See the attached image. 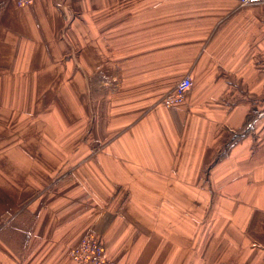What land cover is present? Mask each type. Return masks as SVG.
<instances>
[{"label": "crops", "instance_id": "crops-1", "mask_svg": "<svg viewBox=\"0 0 264 264\" xmlns=\"http://www.w3.org/2000/svg\"><path fill=\"white\" fill-rule=\"evenodd\" d=\"M262 52L264 4L0 0V264L90 228L108 264H264Z\"/></svg>", "mask_w": 264, "mask_h": 264}, {"label": "built area", "instance_id": "built-area-1", "mask_svg": "<svg viewBox=\"0 0 264 264\" xmlns=\"http://www.w3.org/2000/svg\"><path fill=\"white\" fill-rule=\"evenodd\" d=\"M35 0H16L18 6H29ZM239 6H254L264 4V0H237ZM264 57V52L261 53ZM190 76L183 77L172 90L167 93L161 103L165 107H174L184 102L187 93L192 88ZM72 259L77 264H108L104 246L99 235L92 229H88L81 237L78 244L70 252Z\"/></svg>", "mask_w": 264, "mask_h": 264}, {"label": "trees", "instance_id": "trees-1", "mask_svg": "<svg viewBox=\"0 0 264 264\" xmlns=\"http://www.w3.org/2000/svg\"><path fill=\"white\" fill-rule=\"evenodd\" d=\"M248 121H249V119H248ZM75 261V260H74ZM75 263H76V261H75ZM77 264V263H76Z\"/></svg>", "mask_w": 264, "mask_h": 264}, {"label": "rangeland", "instance_id": "rangeland-1", "mask_svg": "<svg viewBox=\"0 0 264 264\" xmlns=\"http://www.w3.org/2000/svg\"><path fill=\"white\" fill-rule=\"evenodd\" d=\"M75 248V247H74ZM107 256V255H106ZM107 259H108V257H107Z\"/></svg>", "mask_w": 264, "mask_h": 264}]
</instances>
